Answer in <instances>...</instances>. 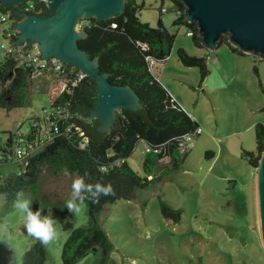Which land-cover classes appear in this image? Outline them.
<instances>
[{"label": "rangeland", "instance_id": "374dc122", "mask_svg": "<svg viewBox=\"0 0 264 264\" xmlns=\"http://www.w3.org/2000/svg\"><path fill=\"white\" fill-rule=\"evenodd\" d=\"M136 16L150 27L162 25L174 39L168 55L149 66L165 90L191 117L201 132L193 136L185 157L173 173L162 177L131 199L105 204L98 213V225L112 248L105 264H264L255 206V170L243 151L256 152L254 126L264 125V59L233 52L225 42L214 48L196 46L185 25H175V5L170 0H135ZM0 24V31L5 28ZM0 40H6L1 36ZM181 48L188 55L203 57L208 73L200 79L199 69L185 66L177 58ZM55 92L32 93L30 104L47 107ZM29 106L0 107V141L16 129L29 127ZM144 142H137L126 158L139 176ZM212 157H205V152ZM168 161H162L166 165ZM19 160L0 165L2 176L14 174ZM160 170L155 168L154 175ZM78 173L63 169L54 172L42 166L35 178L8 197L0 193V224L8 225L0 234V264H22L24 252L37 239L23 228L13 206L17 192L30 198L33 211L51 212L58 238L44 245L43 264H62L61 248L70 229L88 227L87 203L79 214L68 211L64 201L71 196V183ZM81 195H90L87 188ZM160 200L179 210V220L164 217ZM56 211L71 227L63 228ZM74 264H101V250L90 252Z\"/></svg>", "mask_w": 264, "mask_h": 264}, {"label": "trees", "instance_id": "16d2710c", "mask_svg": "<svg viewBox=\"0 0 264 264\" xmlns=\"http://www.w3.org/2000/svg\"><path fill=\"white\" fill-rule=\"evenodd\" d=\"M170 1L176 7L175 12H181L176 14L177 18L172 23L187 26V31L192 32L189 36L193 43L201 46L195 24L187 22L183 16L181 1ZM1 8L2 11H9L17 8V5L6 4ZM138 8L135 0H126L118 16L104 20L88 18V25L84 27L86 36L77 40L78 47L88 57H97L98 71L106 72L112 84L129 85L139 96L142 105V109L135 112L119 110L115 124L106 135L96 131L95 121L88 120L82 114L93 105V80L85 77L78 85L62 90L47 107L37 108L30 104L29 97L32 93H47L50 83L47 77L29 68L16 67L5 58L0 59V107L29 106L28 120L38 121L37 129L29 123L27 132L21 134L23 146L29 148L33 141L42 136L49 141L29 158L19 174L0 175V193L10 197L23 189L42 166L54 172L63 169L77 172L83 178L85 188H94L99 183L108 184L112 189L110 194H101L98 198L93 197L91 192L85 197L91 225L70 229L61 248L62 264H74L97 248L101 250V264H105L112 245L98 225V213L102 207L118 199H131L137 191L149 188L176 171L188 150L178 151L177 137L193 134L199 128L165 90L149 66L150 61L160 62L168 55L174 34L168 32L160 18L156 28L139 21L136 16ZM41 9L40 15L45 8ZM221 42H225L233 52L243 54L227 42L226 36H221L218 43ZM177 58L185 66L197 67L201 80L208 73L203 57L190 56L179 48ZM69 69L77 70L76 67ZM58 109L65 114V119L56 117ZM45 114L55 121L57 132L48 129ZM254 136L256 152L243 151L252 168L257 165L264 149V125L258 123L254 126ZM15 137L16 133L8 132L5 139L0 141V165L11 162ZM137 142L151 147L160 146L157 153H144L142 169L145 176H139L126 161ZM212 155V152H205L207 158ZM162 161L168 162L161 165ZM155 168L160 170L158 175L153 174ZM93 199H98V202L92 203ZM160 211L164 217L175 222L180 218L179 210L162 200ZM56 214L62 227L69 229L71 224L63 214L59 211ZM44 259V245L36 240L24 252L22 264H43Z\"/></svg>", "mask_w": 264, "mask_h": 264}, {"label": "water", "instance_id": "95a60500", "mask_svg": "<svg viewBox=\"0 0 264 264\" xmlns=\"http://www.w3.org/2000/svg\"><path fill=\"white\" fill-rule=\"evenodd\" d=\"M126 0H47L41 15L24 10L27 2L37 0H0L17 8L2 11L12 22L16 37L13 45L33 47L39 59L54 57L67 67H76L94 82L92 108L82 112L95 121V130L108 134L121 109L139 111V96L129 85L108 81L106 72L98 71L97 57H88L78 47L77 40L86 36L84 28H77L80 20L108 19L118 16ZM183 16L195 24L200 44L206 49L218 45L221 36L242 53L264 59V0H180ZM255 170V206L259 239L264 249V149ZM75 172V171H73ZM77 173V172H76ZM82 178V177H81ZM83 179V178H82ZM84 182V180H83Z\"/></svg>", "mask_w": 264, "mask_h": 264}, {"label": "built area", "instance_id": "2783aa9c", "mask_svg": "<svg viewBox=\"0 0 264 264\" xmlns=\"http://www.w3.org/2000/svg\"><path fill=\"white\" fill-rule=\"evenodd\" d=\"M38 5L40 6L39 8ZM47 0H37V3L27 2L24 10L39 14L41 12V7L46 8ZM37 8V9H36ZM35 10V11H33ZM181 12L178 10L176 14H180ZM40 15V14H39ZM14 19L9 18L8 14H2L0 12V24H5L6 27L0 31L1 36L6 40L4 43L0 40V55L2 58L7 59L14 63L16 67L29 68L35 73H40L45 77H51V87L55 92V96L58 95L62 90L66 88H72L78 85L86 75L80 70H72L69 69L71 67H65L58 59L54 57H49L47 59H39L37 51L31 47H27L23 44L13 45L11 41L16 37V30L12 25ZM88 25L87 19L80 20L77 25V28H84ZM115 26L114 23L111 24ZM187 35H191V30L186 31ZM151 62V61H150ZM54 96V97H55ZM30 114V113H29ZM57 118L65 119V114L62 113L61 110H57ZM44 120L46 121V125L48 129L51 131H58V127L55 125V121L48 117L47 114L44 115ZM31 126L34 129L38 128L37 120H28ZM68 129V127H66ZM201 132L200 128H197L193 134H183L177 137V149L179 152H184L189 148V146L193 143V136L199 134ZM16 137L13 144V154L11 161L19 160L21 162L20 169L16 171L17 174L20 173L23 166H25L29 160L38 150H40L48 141V139L44 136L39 137L35 141H33L32 145L29 148H25L23 146L24 138L21 137V133L16 129L15 132ZM160 150V146L151 147L149 145H144L143 153L146 152H154L157 153ZM1 159V156H0ZM101 169L105 170L104 167ZM1 175V173H0Z\"/></svg>", "mask_w": 264, "mask_h": 264}, {"label": "clouds", "instance_id": "9594fccd", "mask_svg": "<svg viewBox=\"0 0 264 264\" xmlns=\"http://www.w3.org/2000/svg\"><path fill=\"white\" fill-rule=\"evenodd\" d=\"M85 188L83 179L76 177L71 183V196L65 199L64 205L69 212L73 214L81 213L84 206L85 197L81 195V190ZM87 190L91 192L93 197L99 195H108L111 193V186L108 184L97 183L95 187L88 186ZM98 199H93L92 203H97ZM31 200L23 192H17L13 206L20 214L23 221L24 230L32 237L37 239L42 245H48L55 241L59 235V228L55 218L51 212L48 215H41L40 210L33 211L30 207ZM8 225L0 224V234L6 235Z\"/></svg>", "mask_w": 264, "mask_h": 264}, {"label": "crops", "instance_id": "0c3cea01", "mask_svg": "<svg viewBox=\"0 0 264 264\" xmlns=\"http://www.w3.org/2000/svg\"><path fill=\"white\" fill-rule=\"evenodd\" d=\"M2 57H1V55H0V59H1ZM47 79L50 81V83H49V88H48V91H47V95H48V92H49V90H50V88H51V77L49 76V77H47ZM45 94V93H44ZM50 104V103H49Z\"/></svg>", "mask_w": 264, "mask_h": 264}, {"label": "flooded vegetation", "instance_id": "af4514ba", "mask_svg": "<svg viewBox=\"0 0 264 264\" xmlns=\"http://www.w3.org/2000/svg\"><path fill=\"white\" fill-rule=\"evenodd\" d=\"M0 10H2V8L0 7Z\"/></svg>", "mask_w": 264, "mask_h": 264}]
</instances>
